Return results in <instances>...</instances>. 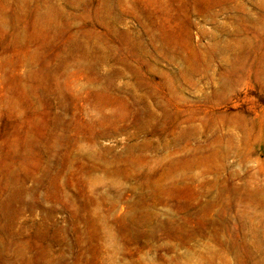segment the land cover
I'll use <instances>...</instances> for the list:
<instances>
[{
  "label": "rangeland",
  "instance_id": "1",
  "mask_svg": "<svg viewBox=\"0 0 264 264\" xmlns=\"http://www.w3.org/2000/svg\"><path fill=\"white\" fill-rule=\"evenodd\" d=\"M0 264H264V0H0Z\"/></svg>",
  "mask_w": 264,
  "mask_h": 264
}]
</instances>
